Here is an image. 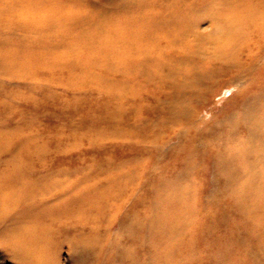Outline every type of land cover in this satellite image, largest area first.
Instances as JSON below:
<instances>
[{"label": "bare ground", "instance_id": "obj_1", "mask_svg": "<svg viewBox=\"0 0 264 264\" xmlns=\"http://www.w3.org/2000/svg\"><path fill=\"white\" fill-rule=\"evenodd\" d=\"M151 2L155 5L144 7L147 15L149 7L160 9L157 0ZM169 4L157 11L137 44L122 36L125 25V33L118 28L93 41L86 57L66 55L82 71L97 70L81 82L92 78L98 92L111 93L121 86L117 75L136 73L145 78L144 92L156 93L144 95L158 116L144 120V183H119L127 175H115L113 183H65V173L47 169L31 183H11L20 201L9 197L6 208L40 209L44 220L26 246L10 248L19 264H63L65 250L72 264H152L148 259L154 255L153 264H264V0ZM70 6L67 16L78 12L79 23L89 18ZM78 22L61 33L79 30ZM232 91L236 98L207 109ZM45 153L36 152V159L46 166ZM119 164L111 161L110 170ZM207 167L213 195L199 208V197L183 184ZM132 199L136 204L120 223L117 243L98 253L105 247L102 233L108 236L112 227L109 213ZM144 226L147 234L159 235L155 244L144 247Z\"/></svg>", "mask_w": 264, "mask_h": 264}, {"label": "rangeland", "instance_id": "obj_2", "mask_svg": "<svg viewBox=\"0 0 264 264\" xmlns=\"http://www.w3.org/2000/svg\"><path fill=\"white\" fill-rule=\"evenodd\" d=\"M46 2L0 0V153H3L0 156V264H19L10 248L26 246L29 237L37 235L38 225L44 222L38 216L40 209L6 208L9 197L20 201V192L11 183H31L45 175L46 169L56 175L65 173V183H113L115 175H127L119 183H144V120L158 118L152 114L153 106L144 101V95L156 94L152 89L144 92V77L136 73L129 77L117 75L121 86L113 88L111 93L104 89L98 92L89 81L92 78L81 82L87 72L97 70L82 71L66 55L76 59L86 57L91 53L93 41L105 39L108 33L115 34L118 28L125 33V25L129 29L121 34L123 37L136 44L143 41L141 34L157 20L154 17L157 11L174 0H157L160 9L149 7L148 15L144 7L155 5L151 0H98L96 4L93 0H73L70 3L76 11L89 14L81 23L74 19L78 12L67 16L72 9L69 0H56L50 6ZM55 7L63 19L56 16ZM47 12L51 14L48 18ZM31 16L36 23L30 20ZM76 22L82 25L79 30L61 33L62 27ZM40 23L49 29L42 30ZM94 25H103V29ZM81 64L78 62L80 67ZM236 93L232 91L226 100L214 101L207 109L220 108L229 97L236 98ZM106 135L123 137H103ZM42 149L46 151V166L41 163L43 160L36 159V152ZM114 160L120 164L110 170V162ZM188 178L183 186H191L193 198L199 197L195 206L198 204L200 208L199 204L213 195L212 171L207 167L192 172ZM130 201L115 205L109 213L108 223L112 227L108 236L102 233L105 247L98 253L117 243L120 223L129 207L136 204L133 199ZM157 236V233L147 234L144 226V247L147 243L155 244ZM153 253L157 252L153 250ZM155 261V255L151 261L148 259V263ZM62 262L72 264L69 251L63 252Z\"/></svg>", "mask_w": 264, "mask_h": 264}]
</instances>
